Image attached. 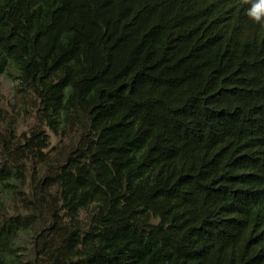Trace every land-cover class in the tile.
Here are the masks:
<instances>
[{
  "label": "trees",
  "instance_id": "1",
  "mask_svg": "<svg viewBox=\"0 0 264 264\" xmlns=\"http://www.w3.org/2000/svg\"><path fill=\"white\" fill-rule=\"evenodd\" d=\"M248 7L0 0V77L79 135L27 213L0 212V264H28L17 241L46 197L34 264H264V25ZM47 146L36 132L21 151ZM15 177L1 165L0 191Z\"/></svg>",
  "mask_w": 264,
  "mask_h": 264
},
{
  "label": "rangeland",
  "instance_id": "2",
  "mask_svg": "<svg viewBox=\"0 0 264 264\" xmlns=\"http://www.w3.org/2000/svg\"><path fill=\"white\" fill-rule=\"evenodd\" d=\"M39 102L30 90L22 89L15 71L0 77V166L4 163L12 165L16 177L15 186H2L0 191V212L7 215L27 213L30 201L40 197L42 189L37 182L42 180L58 163L62 162L67 153L76 145L79 135L74 130L55 133L37 114ZM42 132L48 137V146L42 155L26 154L21 151L33 133ZM19 147V148H18ZM5 191V192H2ZM45 199V197H44ZM48 197L41 199L40 223L19 235L17 245L20 253L28 264L36 259L37 237L42 228L50 225L48 214ZM57 202V200H56ZM50 213V212H49ZM85 214H82V218Z\"/></svg>",
  "mask_w": 264,
  "mask_h": 264
},
{
  "label": "clouds",
  "instance_id": "3",
  "mask_svg": "<svg viewBox=\"0 0 264 264\" xmlns=\"http://www.w3.org/2000/svg\"><path fill=\"white\" fill-rule=\"evenodd\" d=\"M249 4L246 15L255 23L264 25V0H245Z\"/></svg>",
  "mask_w": 264,
  "mask_h": 264
}]
</instances>
